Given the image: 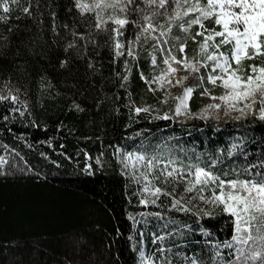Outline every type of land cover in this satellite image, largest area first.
I'll use <instances>...</instances> for the list:
<instances>
[{"label": "trees", "instance_id": "obj_1", "mask_svg": "<svg viewBox=\"0 0 264 264\" xmlns=\"http://www.w3.org/2000/svg\"><path fill=\"white\" fill-rule=\"evenodd\" d=\"M10 7L9 14L0 9V16L8 17L0 21V96L7 97L0 100V157L7 161L0 174V264H138L143 242L162 264L165 257L173 264L189 259L229 264L238 258L237 248L249 256L260 252L248 264H264V240L222 247L232 240L234 218L220 209L178 211L173 195L163 194L155 204H141L138 182L115 154L119 147L148 160H175L184 168H207L219 158L213 171L222 177L231 172L228 179H236L245 167L264 172L259 167L264 121L258 112L241 120L234 119L239 114L204 118L174 112L184 87L194 89L190 111L220 101L210 95L219 94L220 87L206 79L211 61L200 69L203 81L193 74L183 86L174 82L166 90L141 79L152 81L167 67L163 60L169 52L177 59H201L203 37H191L203 30L179 27H188L193 16L176 20L164 37L157 29L153 35L159 43L146 42L143 35L137 43L139 29L127 26L119 37L124 55L114 58L111 34L90 27L94 21L87 13L81 17L73 0H20ZM158 19L167 23L165 17ZM66 24L85 38L73 37ZM129 41L134 56L127 55ZM70 42L75 47L65 51ZM181 43L186 44L183 54ZM221 51L227 52V46ZM172 65L179 69L176 78L187 75ZM206 87L210 91L202 95ZM138 107L148 111L137 113ZM165 115L169 119L160 118ZM233 145L238 147L229 156ZM153 173L156 177L157 167ZM157 182L171 192V183ZM252 234L257 235L255 228ZM157 237L164 239L153 243ZM161 248L163 256L157 251Z\"/></svg>", "mask_w": 264, "mask_h": 264}, {"label": "snow or ice", "instance_id": "obj_2", "mask_svg": "<svg viewBox=\"0 0 264 264\" xmlns=\"http://www.w3.org/2000/svg\"><path fill=\"white\" fill-rule=\"evenodd\" d=\"M141 4L144 7H141ZM10 5H20V0H0V9L3 10L4 14H9L12 11ZM73 7L79 11L81 17H84L86 13L89 14L90 19L94 21L90 27L111 34L110 40L113 42L114 58L124 55L122 50L125 49V44L120 42L119 37L124 35L127 26L132 25L139 29L136 36L137 43L142 35L146 42L148 39H153L159 43V38L153 35L157 29H160L159 37H164L171 32L176 20L193 16L186 21L188 27H185L184 23H181L179 27L184 32H187L192 25H198L203 30L196 32L191 37L193 41H195L196 36L203 37V40L198 43V55L201 59L196 57L189 59L187 56L177 59L169 52L168 58L163 60L167 68L162 70L159 76L153 77L152 81H147L141 75V79L146 80V82L158 83L161 87L164 83L171 84L170 77L175 76L179 70L172 66L174 63L181 66L187 73V75L176 79V85L183 86L184 81L193 74H196L203 81L204 77L200 75V69L207 67V62L211 61V72L207 74L206 79L214 87L218 86L224 89L222 95L212 97V99H218L222 102L225 115L235 111L239 115L234 119L241 120L248 116H254L258 112V118L264 121V0H73ZM22 11L27 15L32 14L30 7H23ZM130 17L134 18L130 19ZM158 17H165L167 23H161ZM7 19V15L0 16V21ZM204 21H211L214 27H206ZM64 28L70 31L73 37L85 38L84 34L69 29L67 24L64 25ZM55 29L56 25L54 24L53 30L55 31ZM217 38L219 39L217 40ZM92 42L95 43L94 40ZM132 43V41L128 42L126 49L128 56H134ZM225 46H227V52L221 51V48ZM73 47L75 44L70 42L65 51ZM185 48L186 44L181 43L178 51L183 54ZM248 61H252V63H246ZM64 63L61 62L62 67ZM152 64H156L155 57L152 59ZM89 66L91 67V65ZM127 79V76L123 77L124 81ZM193 90L190 86L184 87L180 106L176 109L177 113L180 112L181 107L187 109L186 101L191 97ZM208 92L209 90L206 88L201 94L207 95ZM4 99L7 97L0 96V100ZM11 99L16 101L17 97L12 96ZM75 107L78 108L79 106L76 105ZM209 107L220 109L221 104H213ZM141 111H148V109L136 108L137 113ZM160 118L169 119L167 115ZM237 147V145H233L228 155L231 156ZM139 159L144 160L145 157L140 156ZM6 162L3 157H0V174H5L2 165ZM218 162L219 158L213 160L212 165L207 168L190 164L185 171H180L176 167H172L170 171L164 168L159 171L155 178L157 180L162 178L165 183L169 182L171 178L172 181L179 183L187 177H193L187 182L184 191L186 193L196 191L201 201L213 206V211L220 209L224 214L234 218L232 240L225 241L222 247L231 249L234 243L250 245V242H255L257 239L264 240V231H262L264 229V172L256 171L253 173L249 167H245L237 172L236 179H228L224 177L230 176L231 172L223 173L222 177L213 171V167ZM146 163L149 173H151L158 166L159 159H149ZM170 163L175 164V160H171ZM250 167L254 168L256 165ZM259 167L264 168V163ZM206 190L211 193L208 197L203 195ZM143 191L150 192L153 197L159 198L161 194L173 195L175 187H173L172 192H164L161 187L145 185ZM192 199H196V197H192ZM140 202L146 205L149 201L141 200ZM155 202V200L151 201L153 204ZM191 202L190 199L189 203ZM172 207L178 211L187 212L190 210L181 204V200L177 199H174ZM211 214L205 213V215ZM254 228L257 233L255 236L252 234ZM157 239L163 240L164 238L157 237L153 243ZM216 247L221 246L217 245ZM157 251L163 256V248ZM236 251L238 253L237 260L229 262V264H248L250 259L260 255V252H255L249 256L244 248H237ZM141 255H143L142 250ZM219 255L217 251L213 259L215 260ZM148 260L151 261V256L148 257ZM163 264H173V262L165 257ZM190 264H197V261L191 260Z\"/></svg>", "mask_w": 264, "mask_h": 264}, {"label": "rangeland", "instance_id": "obj_3", "mask_svg": "<svg viewBox=\"0 0 264 264\" xmlns=\"http://www.w3.org/2000/svg\"><path fill=\"white\" fill-rule=\"evenodd\" d=\"M173 67H175V66H173ZM166 68L167 67H164V69H162V70H165ZM162 70L159 71L156 74V76H159L161 74ZM173 77L175 79H173ZM170 79L172 80V83H174V82L176 83V79H177L176 76H172V77H170ZM156 84L160 85L158 83H156ZM169 86H170V84H168V83L163 84V88H166V90L168 89ZM206 88L209 90L208 87H206ZM183 91H184V88L182 89L181 94L178 96L177 101H176L175 106H174V112L176 114H179L181 116L197 115V116H201L204 118L205 117L217 118L218 116L225 114V108H224L221 101H212V102H210V103H208L202 107H199L198 109H196L194 111H190L188 107H187V109H184L183 107H181L180 112L177 113L176 109L178 106H180V98L183 97ZM220 91L221 92H219V94L213 93L210 95L214 96V97L215 96L218 97V96L223 94L224 89L220 87ZM188 102H189V99L186 101L187 105H188ZM213 104H221V108L216 109V108L209 107V105H213ZM228 114L238 115L239 113L232 111V112H229ZM115 154L117 156V159L121 162V164H123L127 168L128 173L133 178H135L136 181L138 182L139 191L141 193L142 200H146L149 202H151L152 200H155L156 197H153L150 194V192H144L143 191L145 185H148L149 187H161L160 184L157 182V179L155 178L153 170L151 173H149L148 166L146 163V161L148 159H146L144 154L140 153V152H136V151H132V152L131 151H123L119 147L116 148ZM140 156H144L145 159L144 160L139 159ZM126 157H127V159H126ZM172 167H176L180 171L187 170V168H184L181 165L171 164L169 160H162V161H159V164L157 166V174L156 175L159 174V171L161 169L167 168L170 171ZM145 176H147V179H145ZM191 179H193V177H187L184 181H181L179 183H176V181H172L171 178L169 179V183L172 184V186L170 188L171 192H172L173 187H175V192L173 193V201H174V199L181 200V204L190 208V209H202L205 211L212 209L213 206L211 204H205L203 201H201L198 198L196 191H193L191 193H186L184 191L187 182ZM161 181H163L162 178H161ZM203 195L205 197H208L211 195V193L206 190L203 193ZM181 197H183V199H181ZM192 197H196V199H192ZM190 199L192 201L191 203H189ZM258 226H259V224H257V227ZM140 233H141V231H140ZM154 239H156V238H153V241H154ZM141 250L143 251V255H141ZM149 256H151V261L148 260ZM191 260H194V259H189L186 262H184L183 264H190ZM138 264H162V263L160 260V256L155 255L153 251L148 252V250L145 247V243L143 242L142 246L138 252Z\"/></svg>", "mask_w": 264, "mask_h": 264}]
</instances>
